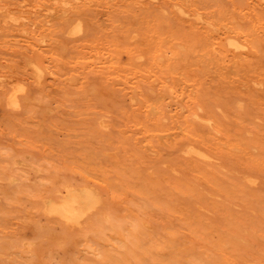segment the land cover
Instances as JSON below:
<instances>
[{
    "label": "rangeland",
    "instance_id": "obj_1",
    "mask_svg": "<svg viewBox=\"0 0 264 264\" xmlns=\"http://www.w3.org/2000/svg\"><path fill=\"white\" fill-rule=\"evenodd\" d=\"M0 264H264V0H0Z\"/></svg>",
    "mask_w": 264,
    "mask_h": 264
},
{
    "label": "bare ground",
    "instance_id": "obj_2",
    "mask_svg": "<svg viewBox=\"0 0 264 264\" xmlns=\"http://www.w3.org/2000/svg\"><path fill=\"white\" fill-rule=\"evenodd\" d=\"M180 11H181V10H180ZM3 82H4V81H3ZM18 90H19V89H18ZM12 91H13V90H12ZM204 122H205V121H204ZM196 149H197V148H196ZM248 179H249V178H248ZM66 190H67V189H66ZM68 190H69V189H68ZM71 190H72V189H71ZM71 190H70V192H68L69 194H71V193L73 192V190H72V192H71ZM87 190H88V189H87ZM63 192H64V191H63ZM74 192L77 193V191H74ZM80 192H81V191H80ZM82 192H83V191H82ZM76 193H75V194H76ZM83 193H84V192H83ZM85 193H86V192H85ZM71 195H73V193H72ZM85 195H86V194H85ZM94 195H95V194H94ZM77 196H78V195H77ZM83 196H84V195H83ZM78 198H79V197H77V199H78ZM81 199H82V198H81ZM63 201H64V200H62V202H63ZM76 201H77V200H76ZM64 202H68V200H66V201H64ZM70 202L73 203L72 200H71ZM57 203H58V202H56V204H57ZM60 203H61V202H60ZM68 203H69V202H68ZM68 203H67V204H68ZM75 203H76V202H75ZM54 204H55V203H54ZM54 204H53V206H56V207H57V205H54ZM58 204H59V203H58ZM62 204H63V203H61V205H62ZM63 205L66 206V204H63ZM72 205H74V204H72ZM75 205H77V204H75ZM81 205H82V204H81ZM81 205H80V207H81ZM59 206H60V205H58V207H59ZM46 207H47V206H46ZM62 207H64V206H62ZM80 207H79V208H80ZM52 208H53V207H52ZM76 208H77V207H76ZM81 208H82V207H81ZM84 208H85V207H84ZM73 209H74V208H73ZM77 209H78V208H77ZM77 209H74V211H77ZM82 209H83V208H82ZM46 210H47V209H46ZM52 210H53V209H52ZM59 210H60V209H59ZM62 210H63V211H62ZM78 210H79V209H78ZM83 210H84V209H83ZM54 212H56V211H54ZM60 212H64V209L62 208V209L60 210ZM68 212H69V211H68ZM68 212L65 211L64 213H68ZM77 212H79V211H77ZM85 212H86V210H85ZM69 213H71V212H69ZM72 213H73V212H72ZM72 213H71V214H72ZM83 213H84V212H82V214H83ZM73 214H75V213H73ZM73 214H72V215H73ZM78 214H79V213H78ZM68 215H69V214H68ZM75 215L77 216V213H76ZM75 215H74V216H75ZM79 215H80V214H79ZM72 217H73V216H72ZM73 218H74V217H73Z\"/></svg>",
    "mask_w": 264,
    "mask_h": 264
}]
</instances>
